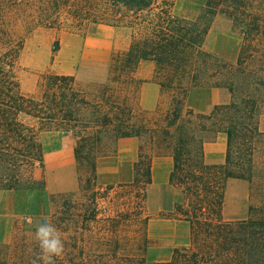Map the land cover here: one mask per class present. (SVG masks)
<instances>
[{
	"label": "trees",
	"instance_id": "obj_1",
	"mask_svg": "<svg viewBox=\"0 0 264 264\" xmlns=\"http://www.w3.org/2000/svg\"><path fill=\"white\" fill-rule=\"evenodd\" d=\"M63 2L0 0V192L44 190L42 180L25 173L43 167L46 135L74 139L75 168L84 173V179L78 180L82 191L95 186L103 142L141 139L144 144L138 147L133 179L119 186L129 190L133 207L105 218L101 229L107 233L71 237L65 242L69 250L56 264H264V132L258 129L264 117V0H206L194 21L172 20L168 0L161 5L157 0H94L101 7L100 20L111 19L108 25L142 28L129 48L111 60V82L90 98L76 87L74 76L48 74L36 93L24 94L16 75L24 41L17 24L28 28L27 33L47 26L51 12ZM36 3L38 11H31ZM217 14L227 17L242 38L234 64L203 49ZM58 46L56 41L51 51L57 52ZM142 61L154 64L153 80L160 88L175 93L158 125L137 118L134 108L109 95L110 83H131ZM187 87L225 88L230 101L208 113H195L184 106ZM220 133L226 136L224 163L208 165L204 144ZM144 146L158 152L144 155ZM160 156L172 159L168 182L182 194L174 216L188 225L190 240L188 246L173 249L168 261L147 263L125 251L130 242L136 250L142 247L140 234L148 225L145 190L151 184V160ZM229 179L250 185L251 215L245 220L222 218ZM261 211V216L253 215ZM7 249L0 246V264H11Z\"/></svg>",
	"mask_w": 264,
	"mask_h": 264
},
{
	"label": "rangeland",
	"instance_id": "obj_2",
	"mask_svg": "<svg viewBox=\"0 0 264 264\" xmlns=\"http://www.w3.org/2000/svg\"><path fill=\"white\" fill-rule=\"evenodd\" d=\"M168 1V15L172 20L194 21L202 13L206 0ZM157 3L161 5L162 0H157ZM38 5L36 3L31 11H38ZM100 8L94 0H64L51 12V23L47 26H39L27 33L28 28L17 24L16 30L24 36V41L16 75L24 94L36 93L41 78L55 74L74 76L76 87L86 91L90 98L100 95L105 83L111 82V73L114 72L109 68L111 60L125 52L142 29L138 26L128 29L108 25L111 19L105 22L97 16ZM9 18L15 22L12 17ZM56 41L59 46L57 52L53 53L51 49ZM241 43L242 38L233 30L231 21L217 14L205 37L203 49L226 63L234 64ZM133 79L127 85L110 83L109 95L114 101L134 108L137 118L144 117L151 125L162 123L175 93L161 88V98L155 104L152 101L154 93L148 91L141 103L138 92L142 81ZM151 81L155 83L153 78ZM189 84V81L185 83L186 86ZM187 88L184 106L190 111L208 109V113L214 106L222 105L219 102L224 99V95L230 98L225 88ZM190 91L193 95L187 104ZM263 120L264 117L260 123ZM263 127L258 126V129L261 131ZM42 140L43 167H36L29 174L26 172L25 176L36 181L42 180L44 190L21 191L22 194L17 197H6L3 193L18 191L0 192V246L8 248L7 260L11 264H31L39 251L34 240L35 228L27 223L29 218L33 222L48 219L60 230L65 245L71 237L88 239L90 231L95 236L107 233L101 229L103 220L115 218L116 213L133 207L131 193L119 186L131 183L133 165L138 158V152L134 156L132 145L135 143L138 146L144 141L134 138L119 139L115 143L113 139L103 142L96 160L95 186L82 191L78 180L84 179V173H78L75 168V142L72 136L53 133ZM211 142L213 140L205 143ZM156 152L158 150L153 151L144 146V155L152 156ZM132 160H135L134 163H130ZM163 168L164 164L156 167L159 177L157 183L152 185L151 182L145 190L144 213L148 217V225L140 234L142 247L136 250L130 242L125 251L126 254L138 255L147 263L168 261L173 249L188 246L190 240L188 225L174 216V206L182 202V194L168 180L164 183L159 180ZM108 186L112 189L106 190ZM249 192L247 181H227L222 207L225 221L250 217L252 202ZM261 214L262 211L253 215ZM112 233H109L110 239L114 237ZM67 250L69 247L65 248Z\"/></svg>",
	"mask_w": 264,
	"mask_h": 264
},
{
	"label": "crops",
	"instance_id": "obj_3",
	"mask_svg": "<svg viewBox=\"0 0 264 264\" xmlns=\"http://www.w3.org/2000/svg\"><path fill=\"white\" fill-rule=\"evenodd\" d=\"M154 69L155 66L152 62L150 61H142L138 64L136 67V70L133 73V77L136 79H140L142 81V84L140 85L139 88V97H140V102H144V96L146 95V92L151 91L153 94L152 101H154L155 104L158 103V101L161 98V88L158 84L152 82V78L154 76ZM194 90H200L198 88H194ZM193 95V92L191 91L187 95L186 103L188 104L190 101L191 96ZM230 98L225 97L224 99L221 100L219 103L222 105H226L229 103ZM218 104V103H216ZM193 112H199V113H207L208 109L200 110V109H193ZM264 126V120L260 123V126ZM264 132V127L263 130ZM127 139H134V138H127ZM137 139V138H135ZM138 140V139H137ZM119 141V140H118ZM141 143V141H140ZM137 144L133 143L132 145V151L134 152V156L136 157L137 152H138V147ZM204 151V163L208 165H221L224 163L225 159V151H226V136L224 134H217L216 137L214 138L213 142L211 143H205L203 147ZM135 160L130 161V163H134ZM171 163V166H170ZM161 164H164L163 168V173L160 175V181L164 183L165 181L168 180L171 167H172V159L169 156H160V157H154L151 160V182L152 185L157 183L156 181L158 180L157 175H156V167L160 166ZM6 194V197H17L19 194H22L21 191L18 192H10V193H3ZM4 196V195H3Z\"/></svg>",
	"mask_w": 264,
	"mask_h": 264
},
{
	"label": "clouds",
	"instance_id": "obj_4",
	"mask_svg": "<svg viewBox=\"0 0 264 264\" xmlns=\"http://www.w3.org/2000/svg\"><path fill=\"white\" fill-rule=\"evenodd\" d=\"M27 223L35 228L34 240L39 249L31 264H56V260L62 257L65 251L60 230L48 219L33 222L29 218Z\"/></svg>",
	"mask_w": 264,
	"mask_h": 264
}]
</instances>
